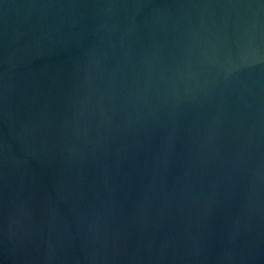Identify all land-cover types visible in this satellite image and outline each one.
Returning <instances> with one entry per match:
<instances>
[{
  "label": "water",
  "instance_id": "water-1",
  "mask_svg": "<svg viewBox=\"0 0 264 264\" xmlns=\"http://www.w3.org/2000/svg\"><path fill=\"white\" fill-rule=\"evenodd\" d=\"M0 264H264V0H0Z\"/></svg>",
  "mask_w": 264,
  "mask_h": 264
}]
</instances>
